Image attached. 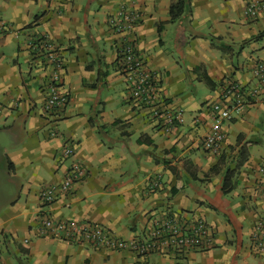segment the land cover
<instances>
[{
    "label": "crops",
    "instance_id": "0c3cea01",
    "mask_svg": "<svg viewBox=\"0 0 264 264\" xmlns=\"http://www.w3.org/2000/svg\"><path fill=\"white\" fill-rule=\"evenodd\" d=\"M264 1V0H261ZM172 0H0V257L5 264H264L253 239L264 219V90L238 118L223 124L220 153L202 145L213 118L205 108L234 79L248 91L264 61V11L244 14L245 0H191L170 21ZM139 13L126 34L109 25L122 8ZM164 26L159 31V25ZM50 38L65 59L62 87L70 102L42 113L51 69L32 43ZM132 41L157 70L169 102L185 108V123L160 130L130 100L119 48ZM214 82L210 88L201 77ZM211 91L203 101L195 89ZM206 104V105H207ZM56 132L53 135V132ZM72 157L63 155L66 143ZM241 149L247 162L239 184L222 190L224 172ZM222 160L220 171L211 173ZM78 164L83 174L52 203L42 189ZM177 192H173L175 186ZM189 212L212 227L213 245L174 256L98 248L48 233L44 218L100 224L125 238L150 225L153 214ZM29 239V242H26Z\"/></svg>",
    "mask_w": 264,
    "mask_h": 264
},
{
    "label": "built area",
    "instance_id": "2783aa9c",
    "mask_svg": "<svg viewBox=\"0 0 264 264\" xmlns=\"http://www.w3.org/2000/svg\"><path fill=\"white\" fill-rule=\"evenodd\" d=\"M245 1V16L255 17L264 11V1ZM138 23L139 13L125 7L109 18V25L116 33H130ZM31 45L32 50L39 51L38 54L51 69L42 103V113L48 117L67 107L70 102L67 91L62 87L65 59L50 38H42ZM119 55V69L124 77L129 99L143 106L150 119L165 133L183 125L186 120L185 108L168 101L160 83L159 71L147 68L145 58L137 46L130 40H124L119 48ZM254 75L257 84L252 89L246 91L236 80L227 79L220 98L205 105L213 118L211 128L202 139L203 147L209 152H221L226 139L224 122L241 116L250 98L264 90V61L255 63ZM52 134L55 135L56 132ZM74 154L75 145L66 143L63 155L72 157ZM258 173L264 177V165L259 167ZM81 174V166L72 165V169L61 182L48 184L42 189L40 198L47 204L54 202L61 193L71 189ZM48 233L60 235L67 240L88 242L98 248L131 250L141 256L154 252L178 257L204 250L213 245L214 240L211 224L204 217L185 211L153 214L150 225L131 238L121 237L100 224L55 220L50 217L43 219L40 228V236ZM252 237L259 251H264V219L256 222ZM0 264H5L1 257Z\"/></svg>",
    "mask_w": 264,
    "mask_h": 264
},
{
    "label": "trees",
    "instance_id": "16d2710c",
    "mask_svg": "<svg viewBox=\"0 0 264 264\" xmlns=\"http://www.w3.org/2000/svg\"><path fill=\"white\" fill-rule=\"evenodd\" d=\"M191 4V0H172L171 6H170V21H174L178 19L189 7ZM164 26V23H161L159 25V31ZM201 80L205 81V83L210 87H215L214 82L212 79L207 75L204 74L201 77ZM249 157L248 151L245 149H241L239 153V158L237 161V164L235 167H227L224 172V178L222 183V190L225 194L231 192L234 190L238 184H239V178L238 173L240 168L244 165L245 162H247ZM223 158H221V161L217 163L213 168L211 173H218L220 171V165L222 164ZM179 190V186H175L173 188V192H177Z\"/></svg>",
    "mask_w": 264,
    "mask_h": 264
},
{
    "label": "rangeland",
    "instance_id": "374dc122",
    "mask_svg": "<svg viewBox=\"0 0 264 264\" xmlns=\"http://www.w3.org/2000/svg\"><path fill=\"white\" fill-rule=\"evenodd\" d=\"M197 98L200 101H203L207 96H209V94H211V91L209 90V88L206 86L205 83H200L197 88L195 89ZM208 103V102H207ZM205 103V105L207 104ZM29 242V239H28Z\"/></svg>",
    "mask_w": 264,
    "mask_h": 264
}]
</instances>
